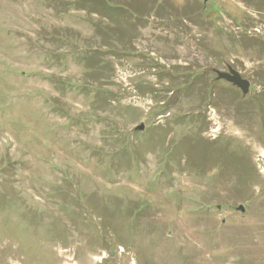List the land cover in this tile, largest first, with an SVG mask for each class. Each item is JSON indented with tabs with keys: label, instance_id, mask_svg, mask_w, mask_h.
<instances>
[{
	"label": "rangeland",
	"instance_id": "obj_1",
	"mask_svg": "<svg viewBox=\"0 0 264 264\" xmlns=\"http://www.w3.org/2000/svg\"><path fill=\"white\" fill-rule=\"evenodd\" d=\"M202 1L0 0V264H264V0Z\"/></svg>",
	"mask_w": 264,
	"mask_h": 264
},
{
	"label": "water",
	"instance_id": "obj_2",
	"mask_svg": "<svg viewBox=\"0 0 264 264\" xmlns=\"http://www.w3.org/2000/svg\"><path fill=\"white\" fill-rule=\"evenodd\" d=\"M210 0H203L202 3L205 5ZM226 71L212 70V73L215 75V81H224L240 91L241 95L244 97L249 93L250 83L246 79H243L240 74L232 69L230 66L226 67ZM137 132L144 130V125L140 124L135 127ZM236 211L243 213L244 208L238 206L235 208Z\"/></svg>",
	"mask_w": 264,
	"mask_h": 264
}]
</instances>
